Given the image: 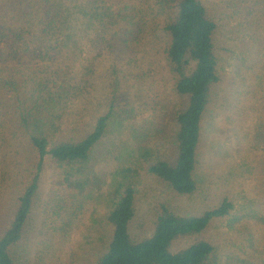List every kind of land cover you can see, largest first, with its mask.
I'll list each match as a JSON object with an SVG mask.
<instances>
[{
    "label": "trees",
    "instance_id": "trees-1",
    "mask_svg": "<svg viewBox=\"0 0 264 264\" xmlns=\"http://www.w3.org/2000/svg\"><path fill=\"white\" fill-rule=\"evenodd\" d=\"M255 1L257 9L250 10V0H3L1 136L14 150L26 152L31 165L0 236V264H38L29 252L27 225L47 166L54 172L46 205L50 241L84 204L106 196L105 172L89 173L85 165L110 124L119 127L123 117L134 119L144 96L159 102L154 90L164 78L162 57L178 99L175 131L167 155L148 167L147 176L163 184L167 196L192 200L202 191L196 177L202 128L227 106L226 96L215 101L216 88L227 61L236 56L220 23L235 13L241 32L251 23L259 27L264 0ZM262 45L257 42V84ZM71 49L77 52L69 54ZM84 51L89 58L83 61ZM128 81L134 89L126 87ZM241 96L237 91L236 99ZM258 96L261 109L264 95ZM259 109L257 141L263 140V147L257 153V201L242 198L226 176L199 210L175 208L166 196L157 199L147 227L134 222L139 169L121 168L105 199L104 250L70 264H264V115Z\"/></svg>",
    "mask_w": 264,
    "mask_h": 264
},
{
    "label": "rangeland",
    "instance_id": "rangeland-1",
    "mask_svg": "<svg viewBox=\"0 0 264 264\" xmlns=\"http://www.w3.org/2000/svg\"><path fill=\"white\" fill-rule=\"evenodd\" d=\"M250 2L252 4L247 3L252 6L250 10L257 9V5L254 4L256 1ZM0 4H3V0H0ZM233 16L228 20L223 19L220 23V33L225 43L235 49L236 56L227 61L222 84L216 88L215 101L221 102V95L226 96L227 106L223 108L222 113L208 118L202 128L196 176L202 191L194 195L192 200L178 199L167 196L164 185L147 176L148 167L158 158L167 155L175 131L174 112L178 106V99L172 89L173 76L162 57L161 73L164 78L154 90L155 92L157 90L159 102L153 103L144 96L141 99L145 100L135 107L134 119L125 116L120 119L122 123L119 127L110 124L85 165V170L89 173L105 172L106 185L103 184V190L106 189L104 191L106 196L84 204L81 212L73 215L75 218L69 227L56 230L55 241L49 240L51 233L47 231L49 230L47 224L52 216L51 210L46 206L48 185L54 172L51 166L44 169L30 222L27 225L29 252L31 256L37 258L38 264H70L74 258L80 261L86 254L95 255L104 250L109 238L104 223L108 209L105 199L110 184L118 179L114 175L119 173L121 168L139 169L140 176L136 179L138 194L134 222L145 224L147 227L155 213L154 205L157 199L166 196L175 208L185 211H193L196 208L199 210L201 207H207L203 199L210 193L215 194L216 187L222 184L221 180L226 176L234 180L235 188L241 191L242 198H255L257 201V153H261V149L258 148L263 147V140L257 141L259 109L257 95L258 98L264 95V17L261 16L259 27L257 23H251L247 26L249 28L247 31L241 32L240 15L234 13ZM160 36L161 46L164 47L166 35L161 31ZM257 42L263 44L260 48L263 63L260 84H257ZM225 43L224 46L228 47ZM248 43L251 49H246ZM76 52L68 50L69 54ZM86 55L87 52L80 55V60L89 58ZM245 80L248 83L243 84ZM127 83L126 87L132 89L136 86H131L133 81ZM237 91L243 93L239 100L236 99ZM132 92L129 90V95ZM260 108L258 113L264 115V96ZM30 165L26 152L24 155L21 150L11 148L6 139L2 138L0 129V236L10 223L14 211L13 199L21 185L23 172L29 169Z\"/></svg>",
    "mask_w": 264,
    "mask_h": 264
}]
</instances>
